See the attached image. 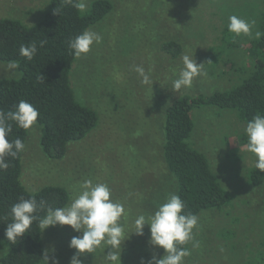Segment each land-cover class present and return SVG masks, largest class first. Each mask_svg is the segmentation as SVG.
<instances>
[{
	"label": "rangeland",
	"instance_id": "374dc122",
	"mask_svg": "<svg viewBox=\"0 0 264 264\" xmlns=\"http://www.w3.org/2000/svg\"><path fill=\"white\" fill-rule=\"evenodd\" d=\"M95 0H88L89 6ZM112 10L88 30L102 36L86 55L77 58L70 81L81 103L96 112L94 129L82 140L67 145L61 159L41 150L39 125L28 130L21 157V183L29 192L58 185L69 193L68 206L85 180L105 183L111 199L124 205L121 223L126 234L135 232L134 221L154 213L168 194H175L174 180L162 158L163 113L172 100L183 96H207L224 92L252 70L248 43L257 32L258 12L264 0H108ZM49 0H0V18L27 26L39 21ZM254 22L251 36H236L238 46L228 48L222 34L229 17ZM180 46L173 58L164 43ZM192 55L204 64L207 77H196L191 88L175 90L173 81L183 68L182 56ZM210 62V63H209ZM142 66L151 84L142 83L134 71ZM0 62V79L17 78ZM194 128L190 144L207 158L212 172L229 196L221 209L200 212L191 255L184 264H264V172L256 169V157L245 147L246 123L233 111L203 107L192 111ZM254 171V172H252ZM259 183L252 182L254 173ZM74 232L68 226L42 232L49 264H70L69 248ZM147 225L143 235L130 234L121 245V264H140L163 249L150 243ZM54 249V252L52 251ZM110 248L82 254L81 264H109ZM3 247L0 246V256ZM44 258V257H43Z\"/></svg>",
	"mask_w": 264,
	"mask_h": 264
},
{
	"label": "trees",
	"instance_id": "16d2710c",
	"mask_svg": "<svg viewBox=\"0 0 264 264\" xmlns=\"http://www.w3.org/2000/svg\"><path fill=\"white\" fill-rule=\"evenodd\" d=\"M111 10L108 0L93 1L83 14L66 0H49L47 11L33 25L0 18V62L17 61L16 71L22 73L17 78L0 79V111H14L21 100L34 105L39 111L36 125L41 130L40 147L51 159L63 158L67 145L84 139L97 124L96 112L79 101L71 85L70 70L77 58L69 49V41L96 25ZM257 32L261 36H255L247 46L252 70L236 85L207 96L179 97L164 109L162 158L174 180L175 194L185 202V211L196 216L205 210L221 209L230 200L205 155L189 142L194 128L192 111L203 107L230 110L246 124L254 115H264V1L258 12ZM222 40L228 48L238 46L237 37L228 27ZM33 41L37 42L38 50L29 61L19 54V48ZM40 41H44L42 47ZM162 49L173 58L180 53V46L173 42L164 43ZM27 134L28 130L13 123L8 139L20 138L25 143ZM21 157L22 152L15 158H7L9 168L0 171V246L3 247L0 264H42L44 257L38 221L16 243L6 239L4 233L11 222L9 213L13 204L34 195L37 202H46V208H59L65 207L70 199L66 189L58 185L29 192L21 183ZM259 179L260 174L255 172L252 182L259 183ZM46 208L38 213L41 218L46 215Z\"/></svg>",
	"mask_w": 264,
	"mask_h": 264
},
{
	"label": "clouds",
	"instance_id": "9594fccd",
	"mask_svg": "<svg viewBox=\"0 0 264 264\" xmlns=\"http://www.w3.org/2000/svg\"><path fill=\"white\" fill-rule=\"evenodd\" d=\"M81 14L89 10L88 0H66ZM254 22H248L237 15L229 17L228 30L235 36H251ZM255 36L259 38L260 32ZM102 36L91 30H84L69 41V49L79 58L90 52L94 44L102 42ZM42 47L44 41L39 42ZM37 42L21 44L19 54L27 60H32L37 53ZM183 68L179 70L177 78L173 81L175 90L191 88L193 80L207 77L204 64H197L193 54L182 56ZM210 63V62H209ZM8 70L19 69L17 61L7 63ZM134 71L142 78V83L153 84L145 69L136 66ZM14 75H22L13 71ZM42 77V76H41ZM39 111L31 103L21 100L15 106L14 111H0V171H5L10 164L7 158H15L25 149V144L20 138L11 141L8 139L12 132V125L29 130L37 123ZM245 134L247 151L256 157L255 167L264 172V115L256 114L246 124ZM111 190L105 183H93L91 179L85 180L81 185L79 194L68 206L59 208H46V202H37L35 196L20 200L13 204L9 215L11 222L5 228V237L11 243H16L19 238L29 231L34 222L38 221L42 232L49 227L68 226L74 232L82 233L73 236L69 242V248L75 253L70 264H81L79 257L82 254L94 253L98 248L103 251L110 248L106 261L109 264H121V245L130 238V234L143 235L145 225L149 227V243L159 249H163L164 255L157 259L152 256L147 264H184V258L191 255L186 247L194 241L193 229L198 226V217L185 211V202L176 194H168L162 204L149 216L143 214L137 216L134 221L135 232L126 234L125 226L121 223L126 216V210L122 203L111 198ZM46 208V215L41 218L38 213ZM200 246L198 241L193 242V247ZM54 252V249L52 250ZM42 264H49L47 251L44 253ZM51 264H59L54 258ZM140 264H145L142 259Z\"/></svg>",
	"mask_w": 264,
	"mask_h": 264
}]
</instances>
